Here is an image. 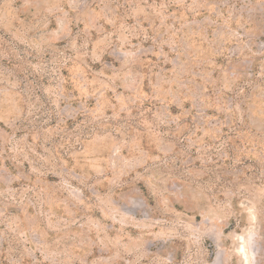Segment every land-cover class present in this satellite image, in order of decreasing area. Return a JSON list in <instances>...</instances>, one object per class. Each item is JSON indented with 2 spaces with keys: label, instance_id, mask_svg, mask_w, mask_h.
<instances>
[{
  "label": "rangeland",
  "instance_id": "374dc122",
  "mask_svg": "<svg viewBox=\"0 0 264 264\" xmlns=\"http://www.w3.org/2000/svg\"><path fill=\"white\" fill-rule=\"evenodd\" d=\"M0 264H264V0H0Z\"/></svg>",
  "mask_w": 264,
  "mask_h": 264
}]
</instances>
